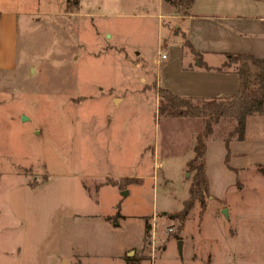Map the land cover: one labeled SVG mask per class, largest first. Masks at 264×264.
Returning <instances> with one entry per match:
<instances>
[{
  "label": "rangeland",
  "instance_id": "374dc122",
  "mask_svg": "<svg viewBox=\"0 0 264 264\" xmlns=\"http://www.w3.org/2000/svg\"><path fill=\"white\" fill-rule=\"evenodd\" d=\"M185 6L184 0H0V14L17 16L13 62L0 66V264H18L25 223L41 224L40 237L57 239L74 211L93 210L126 215L116 235L124 249L140 243L151 216L145 264H198L188 248L183 258L180 239L194 240L200 264H214V243L229 237L243 239L236 247L249 253L239 264H264V166L237 169L225 198L210 195L205 209L197 201L186 215L180 212L193 173L180 178L166 167L153 170L159 117L153 58L169 55L165 42L177 44L167 14ZM1 29L0 22V37ZM234 62L255 80L257 64ZM231 127L222 119L215 131ZM110 174L144 179L121 178L127 193L119 186L96 193Z\"/></svg>",
  "mask_w": 264,
  "mask_h": 264
},
{
  "label": "crops",
  "instance_id": "0c3cea01",
  "mask_svg": "<svg viewBox=\"0 0 264 264\" xmlns=\"http://www.w3.org/2000/svg\"><path fill=\"white\" fill-rule=\"evenodd\" d=\"M167 16V24H172V37L177 44L167 45L165 42L164 46H168V57L161 58L159 54L153 58L158 65V86L182 95H231L240 89L243 78L239 68L233 66L235 62L224 66L228 61L227 53H248L264 58V0H194L187 11L168 13ZM16 21V12L13 10L1 12L3 34L0 37V46L2 43L7 45V51L0 52V66L13 62ZM186 38L201 52L206 65L200 64L196 54L184 44ZM255 69L260 70L259 67ZM157 100L158 109V94ZM263 110L264 105L262 110L248 115L244 138H235L228 143L217 138L207 141L206 172L213 197L223 199L227 196L228 188L236 183L237 169L264 166ZM204 125V118L201 116L159 115L158 141L152 143L153 170L166 167L168 172H175L180 178L192 176V172L188 171V161L195 154L196 134ZM165 173L164 178L166 176L167 180H173L171 173ZM152 176L156 179L155 173ZM121 178L141 179V182L144 179L139 174L105 175L98 182L96 193L101 188L112 186H119V190L124 191L129 184L120 186L117 182ZM107 179H112V182H106ZM83 183V190L92 197L94 194L90 185ZM95 201L99 202V199L96 198ZM118 212L115 215L97 210L74 211L73 222L65 228L66 233L64 227H61L62 237L48 238V241L39 236L43 228L41 224L33 228L25 223V237L19 247L18 264H36L38 260L46 261V264H145L151 260L148 257L150 253L145 250L146 222L140 243L124 249L121 239L116 235L121 227V218L126 215ZM147 219L149 221L152 218L148 215ZM34 230L37 237L32 236ZM107 233L111 237L107 238ZM182 240L183 258L185 248H188V259L200 264L194 259V240ZM242 241L241 238L229 237L224 242H215L212 248L214 264H239L244 260L249 253L246 249L241 251L236 247ZM220 244L227 247H219ZM39 246L46 251L47 258L42 257L43 251L38 252ZM182 261L183 264L186 263L184 259Z\"/></svg>",
  "mask_w": 264,
  "mask_h": 264
},
{
  "label": "trees",
  "instance_id": "16d2710c",
  "mask_svg": "<svg viewBox=\"0 0 264 264\" xmlns=\"http://www.w3.org/2000/svg\"><path fill=\"white\" fill-rule=\"evenodd\" d=\"M186 6L183 11H187L194 0H184ZM184 44L189 46L196 54L200 64L206 65L202 59L201 52L197 51L192 42L186 38ZM228 61L224 66L231 65L240 59L251 60L257 64L259 71L255 75V80H248L243 71L242 86L231 95H219L212 97L182 95L169 88L159 86L158 114L160 116H201L204 118V128L196 134L194 156L188 161V171L193 173V181L190 184V196L185 201V206L180 213L186 215L192 205L197 201L202 209L208 204V197L211 195L209 179L206 172V143L209 139H223L227 143L232 139H242L245 136L246 119L249 114L260 111L264 105V58H258L248 53H227ZM227 120L231 128L225 132L216 133L215 125ZM128 179V178H126ZM130 179V178H129ZM112 182V179H109ZM179 213V214H180ZM179 214H174L178 216ZM152 225L146 220L145 242H150Z\"/></svg>",
  "mask_w": 264,
  "mask_h": 264
},
{
  "label": "water",
  "instance_id": "95a60500",
  "mask_svg": "<svg viewBox=\"0 0 264 264\" xmlns=\"http://www.w3.org/2000/svg\"><path fill=\"white\" fill-rule=\"evenodd\" d=\"M22 118L24 119V118H26V116L25 115H22ZM128 191L127 190H125L124 191V193H127ZM224 213L226 214V215H228V209L227 208H224ZM182 246H183V240L182 239H180L179 240V248H180V251L182 252Z\"/></svg>",
  "mask_w": 264,
  "mask_h": 264
},
{
  "label": "built area",
  "instance_id": "2783aa9c",
  "mask_svg": "<svg viewBox=\"0 0 264 264\" xmlns=\"http://www.w3.org/2000/svg\"><path fill=\"white\" fill-rule=\"evenodd\" d=\"M166 57H168V52L167 50H164L161 52V58H166Z\"/></svg>",
  "mask_w": 264,
  "mask_h": 264
}]
</instances>
